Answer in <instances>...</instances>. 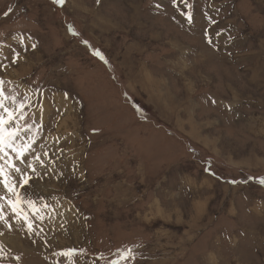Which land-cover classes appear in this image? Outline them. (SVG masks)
Wrapping results in <instances>:
<instances>
[{"label": "rangeland", "instance_id": "obj_1", "mask_svg": "<svg viewBox=\"0 0 264 264\" xmlns=\"http://www.w3.org/2000/svg\"><path fill=\"white\" fill-rule=\"evenodd\" d=\"M0 101V264H264V0H0Z\"/></svg>", "mask_w": 264, "mask_h": 264}, {"label": "snow or ice", "instance_id": "obj_2", "mask_svg": "<svg viewBox=\"0 0 264 264\" xmlns=\"http://www.w3.org/2000/svg\"><path fill=\"white\" fill-rule=\"evenodd\" d=\"M54 2L56 3H59L61 5L64 4L65 0H54ZM189 20H191V16L189 15ZM0 106H2V101H0ZM12 119V114L9 113V120ZM4 123H6L5 120H3L2 118H0V125H3ZM11 135V134H10ZM3 142V136H0V143ZM21 155L23 154L22 152L20 153ZM16 171H19V169H16ZM4 175V171H3V166H0V176ZM262 184H264V179H262L260 181ZM25 183H27V180H25ZM5 187L11 191V192H14V186L11 185L10 183H8L7 179H5ZM12 207H13V210L15 211L16 210V204L15 202L12 203ZM29 227L31 228V225H29ZM129 253H130V250H129ZM70 253H65V255H69Z\"/></svg>", "mask_w": 264, "mask_h": 264}, {"label": "bare ground", "instance_id": "obj_3", "mask_svg": "<svg viewBox=\"0 0 264 264\" xmlns=\"http://www.w3.org/2000/svg\"><path fill=\"white\" fill-rule=\"evenodd\" d=\"M73 226V225H72ZM80 226V225H79ZM72 228V227H71ZM81 229V228H80ZM79 236V235H78ZM4 239H5V237H4ZM5 241V240H4ZM10 241V240H9ZM12 243H13V241H12Z\"/></svg>", "mask_w": 264, "mask_h": 264}]
</instances>
